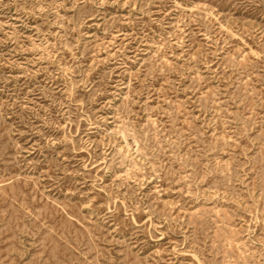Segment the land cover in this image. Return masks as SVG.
Listing matches in <instances>:
<instances>
[{
    "label": "rangeland",
    "instance_id": "1",
    "mask_svg": "<svg viewBox=\"0 0 264 264\" xmlns=\"http://www.w3.org/2000/svg\"><path fill=\"white\" fill-rule=\"evenodd\" d=\"M0 264H264V0H0Z\"/></svg>",
    "mask_w": 264,
    "mask_h": 264
}]
</instances>
